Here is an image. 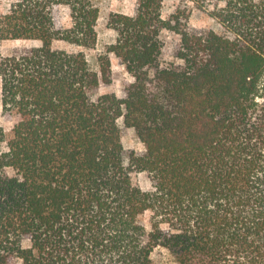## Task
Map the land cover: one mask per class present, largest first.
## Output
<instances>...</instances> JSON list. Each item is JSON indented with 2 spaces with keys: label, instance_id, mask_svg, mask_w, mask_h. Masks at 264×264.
<instances>
[{
  "label": "trees",
  "instance_id": "16d2710c",
  "mask_svg": "<svg viewBox=\"0 0 264 264\" xmlns=\"http://www.w3.org/2000/svg\"><path fill=\"white\" fill-rule=\"evenodd\" d=\"M162 3L109 15L107 53L131 77L121 98H91L112 82L108 55L92 70L52 48L96 45L93 0L0 14V42L40 43L0 56L1 115L15 120L0 125V264H152L157 246L180 264H264V0H182L168 19ZM187 3L222 31H193ZM163 30L180 36V64L161 63ZM121 119L144 154L126 159Z\"/></svg>",
  "mask_w": 264,
  "mask_h": 264
},
{
  "label": "rangeland",
  "instance_id": "374dc122",
  "mask_svg": "<svg viewBox=\"0 0 264 264\" xmlns=\"http://www.w3.org/2000/svg\"><path fill=\"white\" fill-rule=\"evenodd\" d=\"M12 0H0V14L7 11L9 3ZM95 6L99 10V17L96 24L97 43L93 48H84L74 44L67 43L65 41H54L52 48L55 50H64L68 53L83 52L88 61L89 67L92 70H98V58L101 55H108L111 62L112 82L109 85H101L99 88L91 92V98L107 94L114 93L117 97H123V90L126 82L131 80L130 75L127 73L125 67L115 58L112 53H107V47L115 40V33L113 30L107 27L109 15L111 13H122L132 16L136 8V0H93ZM182 0H163L161 16L163 19H168L169 16L175 13L178 7L184 8ZM192 8L190 17L188 20V26L197 33H203L208 30H214L221 32L220 25L213 20L206 13L201 12L195 8L191 3H187ZM60 24L63 28H70L72 25L69 11L67 8H62L60 12ZM163 47L160 55V61L163 65L167 63H178L180 60L176 58V54L179 48L180 36L163 30L160 34ZM38 41L27 40H4L0 42V56H6L11 54L14 50L23 47L39 46ZM15 120L5 119L1 115V99H0V125H2L9 133ZM120 128V139L124 148V154L126 159L131 152H135L138 155H142L145 152V146L140 142L135 134V131L127 127L121 119L118 123ZM131 180L135 187L147 191L151 187V183L145 173L132 172ZM149 213H144L139 217L140 223L146 228L149 227ZM28 245V242L25 243ZM152 264H180L176 261L174 256L163 246H157L151 254ZM19 264V263H18Z\"/></svg>",
  "mask_w": 264,
  "mask_h": 264
}]
</instances>
